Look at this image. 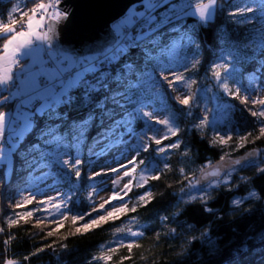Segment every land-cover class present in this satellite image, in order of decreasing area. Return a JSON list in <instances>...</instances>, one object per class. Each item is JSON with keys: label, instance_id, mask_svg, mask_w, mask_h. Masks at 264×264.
I'll return each mask as SVG.
<instances>
[{"label": "trees", "instance_id": "16d2710c", "mask_svg": "<svg viewBox=\"0 0 264 264\" xmlns=\"http://www.w3.org/2000/svg\"><path fill=\"white\" fill-rule=\"evenodd\" d=\"M185 1L197 3L198 0H166L168 7L161 5L156 10L157 20L153 24L162 16L172 17L169 9L175 6L177 11ZM259 1L262 0H218L213 20L204 23L198 17L182 12L175 14L171 22L155 27V31L147 37L141 33L147 31L149 25H143L141 18L133 27L134 39L130 43L133 47L139 45L136 52L125 56L123 60L118 58L113 65L105 66L106 71L110 72L107 80L109 87L98 93L91 92L90 97L89 91L76 86L70 93L71 103L58 104L39 121V128L51 133L47 138L40 134L39 129L26 132L14 149L11 175L7 172L8 163L0 161V178L6 180L3 185L4 194L8 196L18 188L30 186L27 177L43 166L49 167L56 176V187L61 186L74 195L63 211L68 213V219L58 220L62 226L52 236L47 233L56 229V223L38 224L35 213L27 220L22 219L18 224L9 226L10 218L14 219L17 213L22 215L25 211L34 209V206L12 209L7 204H0V229H3L0 231V264L8 259L15 260L16 264H120L121 257H128L123 264H264V243L260 239L264 236V173L257 172V167L264 166V138L245 143L242 147H236L233 142L226 146L211 143L216 132L231 135L237 143L240 136L249 132L257 134L259 121L236 98L232 99L234 110L229 119L224 123L208 124L203 130L193 127L202 116L199 102L198 105L193 103L190 110L192 115L186 114L188 109L178 115L177 122L181 129L178 138L181 145L178 149L170 150L166 156L172 171L165 173L161 180H150L144 188H134L129 193L131 201L135 202L139 195L150 190L153 199L148 205H139L135 213L130 212L88 232L70 234L75 233L79 224L90 219L85 217L84 221H78L76 225L71 221L72 215L90 212L85 190V171L95 159L90 155L93 143L105 137L104 133L114 127L113 120L123 121L120 131H126L130 116L135 117L131 135L141 133L138 125L146 124L147 121L134 111L137 104L161 107L151 94V84L131 89L129 85L138 84L145 72L152 75L157 86L160 85L155 61L162 59V49H171L175 42H181L180 59L185 62L193 57L198 59L197 68L186 74L197 81L193 85L195 92L199 86L207 85L212 80L214 82L212 65L222 62L229 54L233 57L230 61L233 65L229 83L231 86L243 89L249 78L264 79V48L257 40L260 32L257 26L262 14L255 9L253 13L242 16L230 15L238 7H251ZM136 5L142 8L141 3ZM14 6L27 10L33 6V0H0V19H5L7 12ZM16 18L19 19V16ZM2 43L3 40L0 39V45ZM145 53H150L151 58ZM128 63L135 65L134 71L138 79L132 80L133 73L129 72L121 83L116 84L113 68L119 74L121 69H126ZM88 76L91 74H87ZM163 90L165 92L164 88ZM118 93H129L130 100L122 98ZM165 94L166 104L175 110L177 106L171 99L174 93L169 90ZM113 98L119 103H114ZM12 106L13 103L9 100L3 110L8 111ZM82 120L83 128L80 123ZM53 137L62 141L59 147ZM176 139L177 137H172L164 143L175 142ZM253 149L260 152V157L243 168L230 172L232 176L228 183L232 187L221 184L212 190L207 204L214 210L212 213L204 211L199 201L188 204L183 202L181 197H185V193L180 191L182 183L177 181H182L183 184L187 181H183L179 168H185L187 174H194L198 178L201 167H208L221 157H237ZM185 151L188 154L182 155ZM56 152H68L84 161L79 179L54 159ZM142 158L147 167L156 164L162 167L165 162L153 152L142 154ZM243 177L247 179H242ZM78 181L81 184H76ZM251 191L257 192L260 199L245 200L240 209L232 205L233 199L245 197ZM132 202L129 207L133 206ZM245 208L251 211H244ZM131 216L137 218L133 228L139 229L144 235L134 238L126 233L113 235L115 228L128 225ZM162 217L168 219L163 220ZM205 229L208 230L207 235L202 236ZM10 236L12 239L9 241ZM193 236L196 237L195 240L191 239ZM120 239L125 244L134 239L138 246L131 250L119 247L116 252L109 253L108 249L116 248ZM53 241L56 243L53 244ZM50 244L52 247H46ZM60 244H65L66 247L62 248ZM37 248L44 250L32 255ZM109 254L112 256L109 261L96 258Z\"/></svg>", "mask_w": 264, "mask_h": 264}, {"label": "snow or ice", "instance_id": "6c2138e0", "mask_svg": "<svg viewBox=\"0 0 264 264\" xmlns=\"http://www.w3.org/2000/svg\"><path fill=\"white\" fill-rule=\"evenodd\" d=\"M218 0H200L195 5L196 15H198L201 22L207 23L212 19L213 9L215 8ZM62 0H33V6L30 9L23 10L17 6L12 7L6 14L5 19H0V39L3 40L2 45H0V88L5 90H10V88H16L14 93L8 96L3 95L0 92V161H7L9 159V153L13 151L10 147L8 151H5L2 141L6 138L11 139L12 136L8 135V123L9 117L8 112L4 109V105L10 100L19 97V105L22 109H27L28 105L32 104L33 101L38 102V106L32 108L30 111H19L17 113L18 121V131L12 135L16 136L17 141L19 137L29 130H40V134L44 135L46 138L51 134L49 132H44L39 128V121L44 119V116L50 113L57 104H67L71 103V96L69 95V89L76 84L87 83L88 88L92 92L98 93L109 85L107 80L109 78V73L106 71V65H113V62L117 61L118 58L123 60L125 56L133 55L139 45L135 47L128 43L127 32L122 31L121 26H115L113 37V42L107 44L102 50L94 55H88L83 57H73L66 54L63 51L55 50V34L53 31V25L51 23L45 25V20L48 21H60L67 19L69 12L60 7ZM163 5L165 8L168 7L166 0H141V7L143 11H138L134 15H138L140 18H144L145 23L149 25L147 31L142 32L141 35L147 37L150 33L155 31V27L161 24L171 22V18L175 17L176 9L173 6L169 11L172 13V17L165 15L162 16L159 21L154 25L153 22L157 20L156 10ZM131 9H129V12ZM254 8L245 6L238 7L234 9L230 15L232 17L242 16L245 13H253ZM17 15L19 19H17ZM133 17L128 16L124 24H130ZM135 29H133V32ZM261 47L264 48V37L261 38ZM190 43H194L190 41ZM173 49H162V59L155 61L158 71H156L157 79L160 81V85L157 86L156 82L153 81L152 75L145 72L142 77L139 78V83H130L129 87L139 88L141 86L147 87L151 84V91L154 93H159L160 88H164L165 92L171 91L174 93L171 99L177 106L175 110L168 109L165 107L163 110H148L147 106L142 104H137L134 111L142 116L147 124L138 125L141 128V134L135 137L134 144L127 155L124 156V160L117 161V167H107L91 170V175L88 177L89 180H94L97 177L105 176L108 173H114L115 178L112 179V193L108 199L100 203L98 208L93 207L91 212H86L83 215H72L71 221L73 225H76L78 221H84L85 217H91L93 212H98L99 210H104V214L96 215L95 218H90L87 222L79 224L75 228L76 234L81 232H88L94 228L107 223L108 221H114L119 219L121 216H125L128 213H135L137 211V206L148 205L153 199V193L150 190H146L143 194L136 198L135 202L131 201L129 193L133 191L134 188H144L149 181L161 180L162 176L172 171L170 163L166 161V156L170 150L180 148L181 141L178 138V134L181 129L177 122L178 115L183 114L185 109H188L187 115H192L191 108L194 101L197 98V93L193 91V85L197 83L195 79H191L187 73L195 70L199 64L198 59L193 57L191 60L186 61L182 65L181 71H176L173 69L172 64L175 62L174 58L171 57ZM145 55L150 56V53H145ZM47 57V59H45ZM25 58L31 60V66L26 63H22ZM151 58V56H150ZM233 59L229 54L228 57L224 58L222 62L215 63L211 67V73L213 78L217 81V87L222 89L229 96L234 97L240 101L242 105L248 108L252 117L257 118L260 123L257 134L251 132L240 136L238 138V143L233 141L231 135H221L216 132L213 136L211 143L219 144L221 146H226L229 142L236 144V147H242L245 143L250 141H255L264 138V97L257 94L256 96H251L250 94H242L241 88L239 86H230L229 77L233 70V65L230 61ZM166 61V62H165ZM228 61V62H225ZM135 65L128 63L126 69H121L119 74L115 73V68H113V75H115V83L119 84L127 76L129 72L133 73L132 80H137L138 77L135 75ZM17 71L23 77L20 81H17L16 74ZM87 74H91V82L87 77ZM91 97V93H88ZM124 99L130 100L129 93H118ZM114 103H119L115 98H113ZM98 103V101H95ZM251 105L252 107H249ZM259 105L258 108L255 106ZM132 118H135L134 116ZM209 117L207 115V109H205V114L200 117L199 123L194 124L193 127L203 130L209 124ZM81 128H83V120L80 122ZM123 121L113 120L112 124L114 127L108 129L104 135L108 137L109 135H116L117 139L113 143L124 144V138L120 129L122 128ZM157 125L159 127H157ZM147 127L148 131H143V128ZM131 135V132H129ZM82 135V133H81ZM172 137H177L175 142L165 144L164 141L171 140ZM57 146L59 147L62 141L53 137ZM257 149H253L248 155L255 156ZM153 152L156 156L165 160L163 166L160 167L159 164L154 165L149 168L146 166L145 160L142 158V154ZM187 151L182 153V155H187ZM228 155L227 153L225 154ZM65 169L69 170L71 174L79 179L82 176L81 166L84 161L79 158V156L73 157L68 152H56L54 157ZM230 159V157H229ZM224 160V157H221ZM234 164H240L241 160L233 161ZM139 175L137 176V172ZM221 167L218 165L215 169H212L211 165L206 167H201V177L197 178L195 175H189L185 172V168L181 167L178 169L179 173L183 177V181H187L183 184L182 181H177V183H182L180 191L185 193L186 199L181 197L185 204L199 201L203 210L212 213L214 210L207 206L208 201L211 199V191L221 184L226 187H232L228 181L231 180V173L226 172L223 177L220 176ZM258 173H264V166L257 167ZM146 173H152L148 175ZM129 178L126 183H123L122 188H119L121 181L124 178ZM44 179L42 175L40 177ZM211 178V179H210ZM201 179L206 180L207 186H201ZM242 179H247L243 177ZM119 188V190H117ZM187 189V191H186ZM103 189L92 185V191L89 193V199L93 200L94 197L99 195V192ZM21 200L17 201L13 207L23 208L29 204H32L36 195L34 193H29L26 197L23 193H20ZM260 199L259 195L255 191H251L245 197L236 198L232 200V205L236 209H240L244 204L245 200ZM53 201H55L53 203ZM68 201H70V196L64 193L57 192L55 196H46L44 200L39 203L44 205V208L39 207L25 211L22 215L17 213L16 218L9 219V226L18 224L20 220H27L33 217L35 212L46 211L49 209H54L56 213H59L60 220L68 219V213L61 212V209H66L68 206ZM119 201V205L116 206L112 202ZM132 202L133 206L129 207V203ZM106 205H111L110 210L106 209ZM244 211H251V209L245 208ZM51 216L52 213L48 212ZM43 219L38 218L37 223L42 224ZM161 219L167 220V217H162ZM56 223V229L51 230L47 233L48 236H52L55 231H58L62 226L60 221L53 220ZM137 223V218L131 216L129 218V225ZM3 231V229H0ZM175 231V229H172ZM208 230L205 229L201 233L202 236L207 235ZM116 233H126L130 237H141L144 235L139 229L133 230L131 226L117 227L113 230V235ZM159 234H157V239ZM12 237H9V241ZM191 239L195 240L196 237L193 236ZM261 242L264 243V236L260 237ZM8 241H6L7 243ZM56 241H53L55 244ZM209 244L211 241L209 240ZM136 245L134 239L129 240L127 244L124 243L123 239H120L116 248H109V253H114L119 247H126L131 250ZM46 247H52V245H46ZM60 247H66L65 244H60ZM43 248H37L32 255L43 251ZM243 254V253H241ZM97 259H104L109 261L112 256L101 255L96 257ZM128 259V257H121L120 264ZM4 264H16L13 259H8Z\"/></svg>", "mask_w": 264, "mask_h": 264}, {"label": "rangeland", "instance_id": "374dc122", "mask_svg": "<svg viewBox=\"0 0 264 264\" xmlns=\"http://www.w3.org/2000/svg\"><path fill=\"white\" fill-rule=\"evenodd\" d=\"M198 2H200V0H198L197 3ZM204 2H206V0ZM195 3L196 1H190V2L185 1L183 4L179 6V8L176 11V14L185 12L184 13L185 15H192V16L198 17V15L195 14L196 13L195 5L197 4ZM251 7L259 10V12L262 14V18L260 19L259 24L257 26V29L260 31L258 34L257 40H258V44H261L262 42L261 38L264 37V1L262 0V1L256 2ZM129 9H131L130 12L128 10L125 15H123L122 17H120L119 19H117L115 22L112 23L113 32H114L115 26L124 25V27H122L121 29L122 31L124 28H133L136 25L137 21L141 19L138 15H134V14H136L138 11H143V8H139L135 4L131 6ZM216 9H217V4L215 8L213 9V15H212L211 20L215 18ZM128 16H132L133 19L130 24L125 25L124 22L128 18ZM171 49H173V52L171 53V57L174 58L175 60L172 67L176 71H181L182 64H184L185 62L184 59H180V55H179V52L181 51V42H175L172 45ZM231 79H232V72L229 77V83ZM229 85L231 86V84ZM241 92L242 94H250L251 96H256L257 94H259L260 96L264 97V79L260 80L258 77L249 78L247 80L245 88L241 89ZM196 93H197V98L194 101V103L195 105H198V102H199V105H198L199 111H200V114H202V116L205 114V109H207V115L210 121L209 124H215L218 122L224 123L227 119L230 118L231 113L234 110V105L232 102V99H234V97L229 96L222 89L218 88L217 81L215 79H214V82L212 80L207 85L199 86ZM151 94L156 99V101L160 103L161 107H156V105L154 104H148L146 105L148 110H154V111L158 109L163 110L165 107H167L168 109H171L166 104V94L162 87L160 88L159 93H154L151 91ZM134 122H135V118H132V116L128 117L126 131H120L124 138V144L113 143V141H115L117 137L116 135H109L108 137H101L97 139L91 147L90 155L94 157L95 159L85 171V180H86L85 190L87 192L88 199H89V193L92 191V185H95L96 187L101 188L103 190L99 192L98 196L94 197V202L93 200L89 199L88 204H90V207H89L90 212L93 207L98 208L99 204L103 203L104 200L108 199V197L111 195L112 190H113L111 181L112 179L115 178L114 173H108L107 179L105 180H100L99 177H97L94 180H89L88 177L91 175V170L99 169V168H107V167H117L118 165L116 162L117 161L122 162L124 160V156L128 154V152L131 150L132 145L134 144L135 137L141 134L139 133V134H135L131 136L129 135V132H132L133 130L132 128H133ZM157 127L159 126L157 125ZM144 131L145 132L148 131V128L146 127ZM15 138L16 136L15 137L13 136L11 138L12 143H7V138L4 139L5 140V144H4L5 151L7 152L10 147L13 149V151L9 153V159L7 161H1V162L8 163L7 172H9L10 175H11L12 168H13V152H14V149H16V147L20 143V140L22 139V138H19V140L17 141V139L15 140ZM139 171L140 170L138 169L137 176L139 175ZM146 174L151 175L152 173H146ZM42 175L45 177L44 179L40 178ZM27 178L30 182V186L18 188L12 191V193L8 196L4 194V189H3V185L6 180L4 178H0V204H7L9 208L16 209L13 207V205L17 201H20L21 203H23L20 197V193H23L24 196L26 197L29 195V193H34L36 195L35 201L32 204L27 205L26 207L34 206V209L37 207L43 209L44 205L40 204L39 202L44 200L46 196H55L57 192H60V193L66 194L67 196H70V201H71L74 195L73 192L66 191L61 186L56 187V181H57L56 176L52 174L49 167L47 168V167L42 166L36 171L30 173ZM128 179L129 178L127 177L124 178L121 181L119 188H122L123 183H126ZM78 183L81 184L80 181L76 182V184ZM119 188H117V190H119ZM79 189L84 190L83 187ZM184 198L186 199L187 197L185 196ZM70 201H68V204ZM54 202L55 201H53V203ZM112 203L118 206L120 202L114 201ZM110 207L111 205L105 206V208L109 210H110ZM63 211L64 209H61V212ZM48 212H51L52 215L49 216ZM48 212L46 211L35 212L36 221L38 220V218H45V217L46 219H43V222L48 223V224L52 223L53 220H56V221L60 220L59 213H56L54 209H49ZM99 214H104V210L93 212L90 218H95V216ZM133 225L134 224L129 225V222H128L127 226H131L132 229L135 231V229L133 228Z\"/></svg>", "mask_w": 264, "mask_h": 264}, {"label": "water", "instance_id": "95a60500", "mask_svg": "<svg viewBox=\"0 0 264 264\" xmlns=\"http://www.w3.org/2000/svg\"><path fill=\"white\" fill-rule=\"evenodd\" d=\"M138 3H141V0H62L60 7L69 12L68 18L48 22L53 25L55 49L75 52L74 57L96 54L113 42L115 33L112 30V23ZM250 152L230 159L224 157V160H218L211 167L215 169L219 165L220 176L223 177L226 172L243 168L260 157L259 151L255 156H249ZM235 160H241V163L234 164ZM200 177L201 173L198 178ZM207 183L201 179V186L205 187Z\"/></svg>", "mask_w": 264, "mask_h": 264}, {"label": "crops", "instance_id": "0c3cea01", "mask_svg": "<svg viewBox=\"0 0 264 264\" xmlns=\"http://www.w3.org/2000/svg\"><path fill=\"white\" fill-rule=\"evenodd\" d=\"M49 22V21H48ZM47 22V23H48ZM46 23V22H45ZM56 49L54 48V51H55ZM66 54H69V55H71V56H73L74 57V54L76 55V53L75 52H65ZM79 57H83V56H79ZM45 59H46V57H45ZM22 63H26V64H28L29 66H31V60L29 59V58H25L23 61H22ZM17 74H19V72L17 71ZM20 75V74H19ZM21 79H23V77L20 75V80ZM78 84H76V85H73L68 91H69V95H70V93H71V90L75 87V86H77ZM16 91V89L13 91V93ZM19 97H17V98H15V99H10V101L13 103V106L7 111L8 112V117H9V123H8V135H11L12 137L14 136L15 137V135H12L13 133H15V132H17L18 131V129H16L15 127H14V125L13 124H11V122H10V118H11V115L13 114V112H14V115H15V119L17 120V113L19 112V111H30L31 110V107H30V105H28V107H27V109H22L21 107H20V105H19ZM26 134V132L23 134V135H21L19 138H23V136ZM6 138H7V136H6ZM15 140H16V138H15ZM12 140L11 139H8L7 138V143H12L11 142Z\"/></svg>", "mask_w": 264, "mask_h": 264}, {"label": "built area", "instance_id": "2783aa9c", "mask_svg": "<svg viewBox=\"0 0 264 264\" xmlns=\"http://www.w3.org/2000/svg\"><path fill=\"white\" fill-rule=\"evenodd\" d=\"M45 22H46L45 25H47V24H48V23H47L48 20H45ZM141 22H142L143 25L148 26V24L145 23L144 18L141 19ZM133 29H134V28H124V29H123V31L126 30V32H127L128 43H129V44H130V43H133V39H134V32H133ZM46 59H47V57H46ZM107 72L110 74L109 71H107ZM16 78H17V81H20V75H19V74H16ZM88 79H89V82H91V76H88ZM77 86L84 88L85 90L89 91L90 93L92 92V90L88 88V84H87V83L78 84ZM75 87H76V86H75ZM75 87H74V88H75ZM15 89H16V88H14V87H13V88H10V90H5V89H3V88H0V92H2L3 95L8 96V95H10L11 93H13V91H14ZM57 105H58V104H57ZM57 105H56V106H57ZM37 106H38V102H37V101H33L32 104H30L31 109H32V108H35V107H37ZM10 122H11V124L14 125V127H15L16 129H18V127H17V125H18V121L15 119L14 112H13V114L11 115ZM2 143H3V145H4V144H5V140H3Z\"/></svg>", "mask_w": 264, "mask_h": 264}, {"label": "bare ground", "instance_id": "6f19581e", "mask_svg": "<svg viewBox=\"0 0 264 264\" xmlns=\"http://www.w3.org/2000/svg\"><path fill=\"white\" fill-rule=\"evenodd\" d=\"M100 178V180H105V179H107V175H105V176H101V177H99Z\"/></svg>", "mask_w": 264, "mask_h": 264}]
</instances>
